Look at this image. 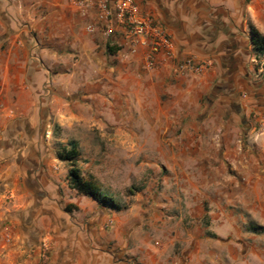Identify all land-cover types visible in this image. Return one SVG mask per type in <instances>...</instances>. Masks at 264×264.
Wrapping results in <instances>:
<instances>
[{"label": "crops", "instance_id": "0c3cea01", "mask_svg": "<svg viewBox=\"0 0 264 264\" xmlns=\"http://www.w3.org/2000/svg\"><path fill=\"white\" fill-rule=\"evenodd\" d=\"M112 1L109 0V3ZM97 2L0 0V41L4 43L2 51L4 54L7 52L0 73V91L10 95L2 110L7 117L21 118L13 141L10 140L18 145L14 150L7 151L9 154H5H15L20 158L26 156L27 159L34 157L28 155L27 148L30 149V146L27 143L36 142L37 139L35 135L30 138L27 132L37 125V116L34 112L29 115L28 111H35L40 104L44 106L42 108L49 105L50 109L56 105L59 116L65 120L75 118L70 112V104H77L76 108H80L78 104H83L85 97L100 112L106 108L123 110L129 105H144L151 111L155 104L156 114L148 122L157 125V136L164 138L174 135L178 129L174 136L183 143L182 154L186 155L191 150L196 152L194 157L189 156L195 162V171L186 174L185 170H181L183 176L194 178L189 183L193 197L183 201L186 214L195 224L210 214L214 232L219 234L225 228L223 223L230 216L237 218V215L224 212L226 203L223 201L227 200V195L222 192V188L227 184L223 179L227 178L225 161L229 155V144L238 142L235 133L244 121L222 119L217 116V108L206 114V104L202 106L197 99L206 87L199 83L203 77L192 79L190 74L179 73L175 82H172L174 63L164 55L155 60L159 66L150 68L146 63L144 49L131 53L124 44L121 50L109 54L106 45L126 39L122 29L113 21L107 25L99 19ZM138 6L140 12L151 17L152 23L167 35L174 47L172 56L175 58L187 54L202 56L201 48L204 46L211 51L207 50L211 58L227 57L230 51H219L224 43L222 41H243L242 36L237 34L242 29L241 25L244 26L237 21L239 15L257 18L264 13V0L248 3L244 0H139ZM105 26L111 29L109 35H105ZM41 42H45V46L39 50ZM55 46H60L63 52L58 53ZM216 51L218 53L213 54ZM72 57H76L75 60ZM44 63L46 67L42 66ZM53 68L56 71L50 74ZM50 77L52 87L45 86ZM50 93L56 96L49 97ZM73 94H79L80 100H70ZM63 95L66 97L63 98ZM40 96L43 98L40 99ZM67 111L71 116L65 117ZM33 153L37 157V152ZM208 158L213 159L208 169L212 175L210 178L203 176L207 175L203 169V160ZM39 169L37 165L32 171ZM37 183V192L24 185L27 196L25 201L21 205H12L15 209L11 206V211L6 209L3 213L6 216L4 221H14L18 225L16 232L12 233V242H0L3 264H34L37 261L36 254H39L40 246L38 239L43 223L51 217L53 207L59 201L51 194L54 189L51 182ZM184 184L180 187L186 190ZM204 205L216 206L218 212L203 211ZM137 217V212L133 210L124 214L112 212L101 219L90 217L91 225L96 224L87 228L89 234L96 235L104 243L112 241L113 249L96 251L91 245L87 246L90 252L87 264H164L166 258L162 256L175 237L168 236L166 242L160 245L155 242L157 246H154L147 233L142 235L134 228L133 223ZM73 221L69 222L66 217L67 232L72 236L68 242L85 232V229L82 231L78 227L82 222L75 226ZM145 223L151 228L156 225L152 221ZM165 223V220L159 219L157 225L163 227ZM7 232L5 227L1 233L10 236ZM127 241L134 245L125 251L131 255L120 261L116 257L118 254H115V247L125 246ZM211 243L214 245L211 249H206L204 245L193 247L188 253V264H198L196 258H205V255L218 256L222 253L220 244L210 240ZM70 245L71 251L82 253L85 250L74 247L73 242ZM188 250L189 247L185 249ZM10 257L14 260H10ZM174 261L172 258L171 264ZM211 264L223 263L212 261Z\"/></svg>", "mask_w": 264, "mask_h": 264}, {"label": "rangeland", "instance_id": "374dc122", "mask_svg": "<svg viewBox=\"0 0 264 264\" xmlns=\"http://www.w3.org/2000/svg\"><path fill=\"white\" fill-rule=\"evenodd\" d=\"M244 1L248 3L252 0ZM237 21L244 24L237 32L243 41H222L224 43L219 51H230L227 57L211 58V51L204 46L201 48L202 56L187 54L168 59L174 63L172 82H175L179 73L190 74L192 79L203 77L199 83L206 87L197 99L202 106L206 104V114L217 108V116L222 119L244 121L235 133L238 142L229 144V155L225 161L227 178L223 179L227 184L222 188V192L227 195V200L223 201L226 203L224 212L237 215L238 219L230 216L223 223L225 228L219 234L214 232L210 214L200 218L196 224L190 220L183 201L193 197L189 183L194 178L183 176L181 170H185L186 174L195 171V162L189 156L194 157L196 152L191 150L186 155L182 154L183 143L174 136L178 129L174 135L164 138L157 136V125L148 122L156 114L155 104L151 111L144 105H129L123 110L106 108L100 112L85 97L84 103L78 104L80 108H76L77 104H70V112L75 116L72 120L59 116L56 105L50 109L49 105L42 108L44 106L40 104L35 111H28L29 115L34 112L37 116V125L30 128L27 135L30 138L35 135L37 141L27 143L30 146V149L27 148L28 155L34 156L27 159L26 156L20 158L15 154L8 155L7 151L14 150L18 145L10 140L14 139L21 118L4 114L2 108L10 95L0 91V242H12V233L16 232L18 225L14 221H4L6 216L3 213L6 209L11 211L12 205H21L25 201L24 185L37 192V182H51L54 185L51 194L59 201L53 207L51 217L43 223L38 239L39 254H36L37 261L34 264H87L90 256L87 246L91 245L96 251L113 249L112 241L104 243L96 235L89 234L87 228L96 224L91 225L90 217L101 219L112 212L124 214L131 210L137 212L138 216L133 223L134 228L142 235L147 233L152 244L156 242L160 245L167 241L168 236L175 237L162 256L166 258L164 264H171L172 258L175 259L174 264H188V253L192 248L204 245L206 249H211L214 245L210 244V240L222 246V253L196 258L198 264H211L212 261L223 264H264V57H257L248 41L251 25L264 35V13L257 18L242 14ZM104 31H107V27ZM3 44L0 41V73L7 55L6 51L5 54L2 51ZM124 44L130 46L127 41H119L106 47L114 50L115 54ZM44 46L45 42H41L39 50L44 49ZM55 48L58 53L63 52L60 46ZM138 49H144L145 59L148 58L147 47L138 46L134 53ZM75 58L72 57V60ZM188 58L201 64L202 69L195 72L179 68ZM42 66L46 67L45 63ZM153 66L159 65L154 62L150 68ZM44 85L52 87L51 77ZM50 96L56 95L50 93ZM70 98L74 102L78 98L80 100L81 96L73 94ZM65 115L71 116L68 111ZM171 131L173 133L170 127ZM72 139L78 142L80 155L75 165L81 174L92 175L97 179L103 191L119 203L121 210L100 206L68 187L66 175L69 164L58 160L55 152L59 145ZM31 151L37 152V157ZM203 162L207 174L203 176L210 178L212 175L208 169L213 159H204ZM37 165L40 169L33 172V167L37 168ZM182 183H185L186 190L180 187ZM206 210L218 212L216 206L204 205L203 211ZM66 217L69 222L74 220L72 224L75 226L82 222L78 227L82 231L85 229L83 234L69 242L68 238L72 236L67 232ZM159 219L166 221L165 226L157 225ZM146 221L156 223L155 227L147 226ZM5 227L10 236L1 233ZM71 242L74 247L85 248L84 252L71 251ZM133 246L128 241L125 246L116 245L118 260L128 259L131 254L125 251ZM188 247L189 250L185 251ZM3 257V253H0V264L4 263ZM9 259L14 260L13 257Z\"/></svg>", "mask_w": 264, "mask_h": 264}, {"label": "built area", "instance_id": "2783aa9c", "mask_svg": "<svg viewBox=\"0 0 264 264\" xmlns=\"http://www.w3.org/2000/svg\"><path fill=\"white\" fill-rule=\"evenodd\" d=\"M139 0H98L99 19L107 25L113 21L117 27L122 29L124 38L129 43V50L134 53L136 47H147L149 55L146 58L147 66L151 67L158 56L172 57L173 45L166 35L157 28L151 17L140 12ZM92 31L91 27H88ZM111 29L107 28L106 34L109 35ZM179 68L192 69L199 72L201 64H196L193 59L188 58Z\"/></svg>", "mask_w": 264, "mask_h": 264}, {"label": "trees", "instance_id": "16d2710c", "mask_svg": "<svg viewBox=\"0 0 264 264\" xmlns=\"http://www.w3.org/2000/svg\"><path fill=\"white\" fill-rule=\"evenodd\" d=\"M250 44L254 54L257 57H264V35L254 26L249 27ZM110 54L114 53L110 47H107ZM56 158L60 161L67 162L69 169L67 171L66 180L68 187L78 194L86 196L94 200L98 205L119 211L122 207L109 194L103 191L100 183L92 175L83 176L79 168L75 165L80 155L78 142L74 139L69 140L64 145H59L55 152Z\"/></svg>", "mask_w": 264, "mask_h": 264}]
</instances>
